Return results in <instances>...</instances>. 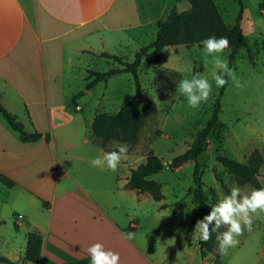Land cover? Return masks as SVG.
<instances>
[{"label":"crops","instance_id":"crops-1","mask_svg":"<svg viewBox=\"0 0 264 264\" xmlns=\"http://www.w3.org/2000/svg\"><path fill=\"white\" fill-rule=\"evenodd\" d=\"M159 2L158 13L143 17L138 0H0V100L27 131L43 135L24 142L0 116V175L14 182L0 180V256L10 261L0 264H63L90 257L97 242L118 252L120 264H264V214L227 255H201L196 211H156L125 188L131 169L146 161L137 146L125 143L128 159L116 172L90 166L123 142L99 144L92 124L104 101L91 108L82 100L101 81L82 91L77 80L86 83L100 59L116 63L105 54L135 51L141 32L171 12L172 0ZM187 53L174 49L170 69L180 72ZM212 188L220 194L216 181ZM31 231L43 236L37 263L23 262Z\"/></svg>","mask_w":264,"mask_h":264},{"label":"rangeland","instance_id":"rangeland-1","mask_svg":"<svg viewBox=\"0 0 264 264\" xmlns=\"http://www.w3.org/2000/svg\"><path fill=\"white\" fill-rule=\"evenodd\" d=\"M180 1L172 0V8L178 7ZM186 1L188 2V0ZM214 1L222 14L227 30H230L239 12L237 0ZM243 2L245 8L242 28L250 44L251 53L249 54L245 47L238 49L231 64L229 56L233 47H229L220 55L228 61L229 68L235 72V75L245 86L237 88L229 81L221 101L222 110L219 116L221 125L210 135L209 148L200 157L204 170L203 180L206 191L208 187L215 186V181L220 191L218 194L216 189L210 187V189L215 190V194L211 190V204L214 197L218 200L222 195L227 194L216 176L221 177L229 189L234 184L240 186L245 192L255 189L251 184H239L227 168L218 163V155L246 162L256 149L264 154V23L260 22L264 21V0H243ZM138 3L143 17L158 13L161 6L159 0H138ZM153 4H157V6H153ZM157 29L158 27L155 26L144 29L141 32V37L134 40L135 51L131 49L122 51L123 61L133 62L136 52L156 39ZM169 47L174 48L167 50L166 47V52L163 55L164 49L161 56L163 60L161 58L158 61L155 59L153 49L143 57L139 68L143 98L156 102L158 112L146 119L139 141L133 145L138 147V153L146 156L148 152L152 151L164 162L170 161L189 148L195 136L210 120L213 104L221 89L217 88L212 80V73L217 71L213 64V58L205 55L201 43ZM174 49L178 54L184 53V51L188 52L185 59L181 61L180 72L171 70L169 67L177 65L170 58ZM116 63L111 60L100 59L96 63L97 72H106L117 65L122 67L118 62ZM91 71L88 70L86 83L83 79L77 80L78 90L83 91L87 84L94 79ZM197 74L206 76L212 83L213 90L207 102H203L198 108L193 109L188 106L186 99L176 92V86L182 79H191ZM107 79L101 81L82 100V103L88 104L92 108L102 100L104 102L102 103L101 114L110 115L117 113L122 106L128 104L135 96L136 89L134 77L129 72H123ZM84 83L86 86L83 85ZM99 144L102 145V142L99 141ZM136 159L139 162V156ZM193 171L194 163L190 162L175 171L164 169L161 173L153 176V179L163 185V198L156 201L150 193H144L143 198L154 203L156 211H174L177 213L196 211L193 194H188V189L194 186ZM259 181L264 188V171L262 169ZM162 206L165 208H161ZM0 211H3L1 207ZM214 249L216 255L218 253L216 251L217 246Z\"/></svg>","mask_w":264,"mask_h":264},{"label":"trees","instance_id":"trees-1","mask_svg":"<svg viewBox=\"0 0 264 264\" xmlns=\"http://www.w3.org/2000/svg\"><path fill=\"white\" fill-rule=\"evenodd\" d=\"M192 9L189 11L178 13V9L174 6L165 21L157 23V36L150 44L141 47L135 54L134 61L131 63L124 62L122 58L114 55L105 54L104 56L118 62L121 68H112L106 72L91 71L94 79L86 86L87 90L92 89L96 83L106 80L108 77L129 72L134 77L136 94L132 100L122 106L115 114H97L92 124V130L97 138L105 147L106 143L111 140L120 141L130 145H135L139 141V136L145 126L146 119L157 114L158 106L156 102L150 99L143 98V88L139 77V68L142 64L143 57L150 51L154 50V57L160 60L162 53L166 47L177 46L181 44L200 43L202 40L215 36L217 38L226 35L230 41V47H233L230 58V64L235 58L238 49L245 47L249 54L251 53L250 44L245 36L242 28V20L244 14L243 0H237L239 4V12L234 25L230 30H227L222 14L215 4L214 0H188ZM228 33V34H227ZM228 84L220 89L213 108L212 116L206 123L205 127L195 136L189 148L170 160L165 166L164 161L150 151L146 155V161L140 164L137 168L131 169V174L125 188L135 190L139 195L150 193L152 197L159 201L163 198L162 183L156 181L152 177L161 173L164 169L175 171L184 164L189 162L194 163L193 184L194 186L188 189V194H193L196 202L197 219H201L210 211V207L218 200L214 197L211 200V190L215 194V190L208 188L206 191L203 180L204 170L200 162V157L209 148V138L212 132L220 125V113L222 110V97L225 88ZM81 93L75 96V99ZM0 116H3L10 128L15 131L20 139L24 142H35L40 140L43 135L37 131L29 132L25 129L23 122L14 114L9 112L0 100ZM47 141L51 140L49 134L45 136ZM217 161L222 166L227 168L228 172L234 176L239 184H251L255 189L263 188L259 181L261 169L264 164V154L259 150H254L246 162H241L237 159L218 155ZM58 171V166H57ZM223 189L228 194L230 189L226 186L221 177L216 176ZM0 180L7 186H12L13 181L0 175ZM161 208H165L162 206ZM3 222L0 220V227ZM224 229H221L223 231ZM201 255L206 252L215 251L217 246L216 234L213 233L212 238L204 243L199 240ZM43 248V236L38 231H31L27 236V247L23 262L37 263L41 259ZM219 257V254H216ZM1 262L10 263V261L0 256ZM63 264H90V257L76 261L66 262Z\"/></svg>","mask_w":264,"mask_h":264},{"label":"clouds","instance_id":"clouds-1","mask_svg":"<svg viewBox=\"0 0 264 264\" xmlns=\"http://www.w3.org/2000/svg\"><path fill=\"white\" fill-rule=\"evenodd\" d=\"M264 23V21H260ZM206 56L213 58V64L217 71L212 73V80L217 88H222L229 81L237 88L245 84L229 68L228 61L222 54L230 47L227 37L210 36L200 42ZM213 90V85L206 76L194 75L191 79H182L176 86V92L183 96L189 107L196 109L201 103L207 102ZM129 146L125 143H117L116 150L104 152L90 160V166L101 170L116 172L122 161L128 159ZM165 166L168 162H164ZM264 214V188L252 189L245 192L240 186L234 184L228 194L222 195L218 201L210 207V211L194 225V233L198 239L207 243L213 233L216 234L217 249L219 255L225 256L229 249L239 245V237L245 231H254V222ZM221 229H224L221 231ZM181 237L184 233L180 232ZM125 238L133 239V233H125ZM90 256V264H120V254L106 249L102 243H93L87 248Z\"/></svg>","mask_w":264,"mask_h":264},{"label":"water","instance_id":"water-1","mask_svg":"<svg viewBox=\"0 0 264 264\" xmlns=\"http://www.w3.org/2000/svg\"><path fill=\"white\" fill-rule=\"evenodd\" d=\"M178 13H183L191 9V5L186 0H181L178 4Z\"/></svg>","mask_w":264,"mask_h":264},{"label":"built area","instance_id":"built-area-1","mask_svg":"<svg viewBox=\"0 0 264 264\" xmlns=\"http://www.w3.org/2000/svg\"><path fill=\"white\" fill-rule=\"evenodd\" d=\"M19 218H21V217H19Z\"/></svg>","mask_w":264,"mask_h":264}]
</instances>
